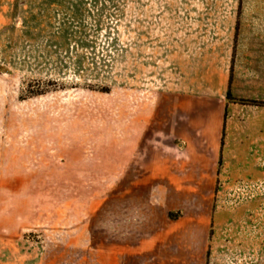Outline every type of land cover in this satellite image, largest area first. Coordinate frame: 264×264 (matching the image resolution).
<instances>
[{
	"label": "rangeland",
	"instance_id": "374dc122",
	"mask_svg": "<svg viewBox=\"0 0 264 264\" xmlns=\"http://www.w3.org/2000/svg\"><path fill=\"white\" fill-rule=\"evenodd\" d=\"M0 264H264V0H0Z\"/></svg>",
	"mask_w": 264,
	"mask_h": 264
},
{
	"label": "crops",
	"instance_id": "0c3cea01",
	"mask_svg": "<svg viewBox=\"0 0 264 264\" xmlns=\"http://www.w3.org/2000/svg\"><path fill=\"white\" fill-rule=\"evenodd\" d=\"M227 70H225L224 72H226Z\"/></svg>",
	"mask_w": 264,
	"mask_h": 264
}]
</instances>
